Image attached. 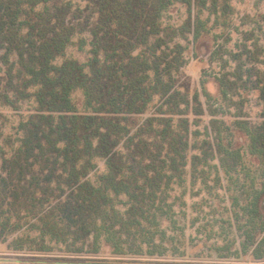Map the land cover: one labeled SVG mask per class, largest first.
Segmentation results:
<instances>
[{"label":"trees","instance_id":"16d2710c","mask_svg":"<svg viewBox=\"0 0 264 264\" xmlns=\"http://www.w3.org/2000/svg\"><path fill=\"white\" fill-rule=\"evenodd\" d=\"M231 2L0 0V102L37 103V113L20 125L18 146L2 158L0 242L16 235L14 250L51 252L54 243L82 253L90 242L94 253L105 244L116 255L162 256L176 239L168 231L181 229L176 208L186 206L181 198L190 182L204 192L217 187L229 194L228 218L219 226L227 231H212L221 237L213 244L217 255L251 252L264 259V69L244 70L241 63L246 55L258 64L260 48L255 42L252 51L245 38L241 52H226L239 61L234 72L216 77L226 101L239 87L259 94L262 121H235L259 161L254 167L237 160L238 150H222L215 124L224 122L212 121L216 144L207 129L192 131L206 109L200 92L190 96L178 83L186 48L175 39L187 32L196 41L209 32L204 12L213 26L229 28ZM175 4L187 6V27L164 25ZM74 46L80 52L90 47L86 62L67 58ZM76 91L83 94L82 109ZM202 95L212 99L205 89ZM151 108L152 116L139 121ZM100 158L106 171L92 181ZM176 187L180 197L173 196Z\"/></svg>","mask_w":264,"mask_h":264},{"label":"rangeland","instance_id":"374dc122","mask_svg":"<svg viewBox=\"0 0 264 264\" xmlns=\"http://www.w3.org/2000/svg\"><path fill=\"white\" fill-rule=\"evenodd\" d=\"M73 1L80 2V0ZM231 3L234 7V14L229 28L213 26V17L207 21L208 14L204 12L201 19L206 21L207 28H211L209 32L203 34L196 41L193 39V33L187 32L175 39L176 43L186 48L184 52L185 64L180 71L178 83L183 92L189 91L190 96L196 91L200 92L206 109L205 115L199 117L198 124L192 125V131L199 130L205 133L207 129L208 140L216 144L217 136L213 131L212 121L224 122L215 124L217 129H221L222 150H238L237 152H240L242 157H237V160L240 163L244 162L247 166L254 167L259 161L249 154V140L235 127V121L247 120L250 123L262 121L263 105L259 94L253 89L244 90L239 87L237 94L230 95L229 98L232 101H226L220 95L216 77L234 72L239 61H233L226 52H241L243 48L240 45L246 41L245 38L249 39L247 45L252 51L256 50L255 42L258 49L260 48L258 54L260 62L253 64L244 55L241 61L245 65L244 70L251 66L264 69V0H232ZM194 14L193 12L192 15L194 16ZM188 19L187 6L175 4L164 15L163 22L165 26L182 28L188 26ZM251 34L254 36L249 37ZM261 46L263 47L262 53ZM89 49L90 47L87 46L83 52H80L76 46L71 47L67 51V58L86 62L89 57ZM215 49L219 50L217 60L211 62L210 55ZM219 57L223 58V61H219ZM226 60L228 61L227 66L224 65ZM203 89L211 94L210 101L202 95ZM73 98L77 107L82 109L84 102L82 92H74ZM214 111H217L216 116L212 115ZM36 113L37 103L33 98L17 103L16 107L0 102V168L3 156H10L19 144L18 139L23 136V131L20 129L21 123L26 122ZM152 114L153 108L141 115L139 121H143ZM189 117L191 120L195 119L193 115ZM204 137V135L201 136V139ZM193 141L194 139H192ZM195 153L197 151H192L191 154ZM222 156L224 155H218V159ZM96 161L97 169L89 175V179L92 181H95L98 175L106 171V161L101 158ZM224 183L226 186V181ZM186 186L189 191L184 198H181V201L186 202V206L176 208L177 226L181 229L168 231L176 239L174 245L168 244L170 251L162 256L116 255L105 244L102 245L98 253H94L91 251L90 242L85 245V251L82 253L67 252L65 246L54 243L51 244L54 248L51 252H40L34 247H32L34 249L14 250L10 247V242L16 237L14 235L7 242H0V264H264V259H254L251 252L239 256L219 257L213 249L218 246H213V244L221 237L215 236L212 231H218L219 234L222 229L227 231L226 227L221 229L219 226H221L220 220L228 218L229 194L225 188L222 190L216 187L209 193L201 191L203 186L200 184L190 187V182H188ZM182 191L176 187L173 196L180 197ZM261 207L264 218V199L261 200ZM163 226L167 228L168 223L165 222ZM236 247L240 249V246Z\"/></svg>","mask_w":264,"mask_h":264}]
</instances>
